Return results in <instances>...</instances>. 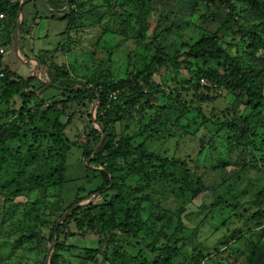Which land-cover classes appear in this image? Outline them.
Segmentation results:
<instances>
[{
  "label": "rangeland",
  "instance_id": "374dc122",
  "mask_svg": "<svg viewBox=\"0 0 264 264\" xmlns=\"http://www.w3.org/2000/svg\"><path fill=\"white\" fill-rule=\"evenodd\" d=\"M80 1L82 9L71 15L67 25L56 23L51 28L46 21L39 23L32 31V43L27 42L23 52L0 47L6 52L0 53V63L3 59L13 64L17 75L24 79L34 75L42 79L46 68L37 60L43 58L47 66L67 73L69 80L81 87L97 84L98 80L126 78L144 68L160 46L167 54L182 55L202 33L218 32L222 45L236 59L240 57L231 46L239 38L220 30L226 14L221 2L228 1L238 8L236 0H153V10L141 17L125 0L118 5L115 0ZM241 13L243 18L238 15V20L242 24L256 22ZM4 18L5 14L0 13V30ZM44 30L51 31L52 36ZM35 41L38 44H33ZM18 57L29 67L22 65ZM185 60L176 70L156 68L152 83L162 85V94L152 96L150 104L138 102L142 104L136 108L131 105L122 113L123 121L116 124L115 145L118 140L129 141L134 148L144 142L138 135L141 117L146 123L153 122L154 127L160 124L156 130L162 129L165 136L170 133L171 138L159 141L160 145L156 138L145 142L148 151L165 152L160 158L148 157L138 149L125 160L117 159L112 167L120 173L113 182L119 190L116 198L108 195L97 197L95 202L87 199L100 186V179L92 174V168L83 167L80 147L87 141L91 125L97 128L93 109L98 104L95 107L85 102L66 109L60 105L53 112L57 115L43 117L42 109L28 102L26 108L35 116L33 125L17 117L15 124L7 115L18 129V138L0 144V264H149L152 260L140 240L117 231L104 234L90 230L82 236L73 222L60 229L51 243V228L54 223L61 224L63 213L71 206L81 209L77 217L84 226L90 220L114 221L132 227L150 246L169 247L174 253L170 264H262L264 223L256 227L254 215L261 212L264 216V109L250 113L246 101L222 91L219 95L224 97L202 102L201 113H196L186 103L191 99L197 107L198 100L192 96L193 77L204 64ZM206 66L221 70L217 63ZM178 73L191 87L184 84L183 89L176 90L172 79ZM13 99L18 106V98ZM12 103L6 105L0 99V126L8 122L4 113L18 111ZM238 108L245 111L247 121L242 128H246V138L224 127L237 119L233 115ZM225 112L227 120L222 117ZM203 115L207 122L202 128ZM56 131L66 138L69 147L65 152L58 148L63 146ZM29 147L39 150L28 154ZM48 150L51 154L60 152V161L42 155ZM163 157L177 163L181 160L184 166L164 163ZM63 167L66 170L60 179ZM57 169L60 171L54 174ZM239 229L244 234L240 243H235Z\"/></svg>",
  "mask_w": 264,
  "mask_h": 264
},
{
  "label": "trees",
  "instance_id": "16d2710c",
  "mask_svg": "<svg viewBox=\"0 0 264 264\" xmlns=\"http://www.w3.org/2000/svg\"><path fill=\"white\" fill-rule=\"evenodd\" d=\"M125 1L130 3L132 7L138 11V17L148 15V12L153 10V0ZM236 1L239 4L238 8L228 1L221 2L226 9V14L220 26V30L224 29L223 31H227L230 35H235L239 38L235 44L231 45L240 56L237 59L236 56L231 55L222 45L221 39L217 34L218 32L212 34L202 33L199 37L197 36L198 38L187 47V52L182 55L178 53L167 54L165 48L160 46L155 48L156 50L154 49L153 57L144 68L129 74L126 78L117 81L98 80L97 84L91 85V83H85L81 87L75 85V82L72 80H69L70 78L67 73L55 70L53 67L51 68L52 65L47 66L43 58L37 60L42 68H46V72L44 76H42V79L36 75L29 76L26 79L19 77L15 70L1 59L0 73H3V78H0V99H3L6 105L12 101V106L18 108L16 113L12 111L11 113H4V115L5 117L9 115L10 119L12 118L15 120V124L17 117L18 121L22 122L26 119L29 124L33 125L35 116L26 108L28 102H33L35 107L41 108V116L44 117L50 114L54 116L57 115L58 113L53 112H56L60 105L66 109L70 105H79L85 102L94 106L98 101V106L95 109V124L97 128L93 124L91 125L90 129L86 132L87 141L80 147L82 158L84 157L83 167L85 170H90V168H92V174L100 179V186L89 193L87 199L91 198V200L95 202L97 197L103 198L109 195L116 198L119 190L117 186H114L113 182L115 178L120 176V173L112 169V167H115L113 165L116 164L117 159L120 158L125 160V158H129L128 156L131 151L135 152L138 149H140V152L148 154V157L158 156L160 158V154L161 156H165V152L159 154L152 153L147 150L145 142L151 143V141L153 142L156 138V140L158 139L157 144L160 145L159 141L164 140L165 142L166 139H171L168 137L170 133H167L165 136L164 134L166 133L161 131L162 129L160 131L156 130L160 124L154 127L153 122L146 123L145 120L143 121V117H141L138 122L140 126L142 125V128L140 129L139 127L138 135L144 138L142 140L144 142L134 148L131 147L132 144H130L129 141L124 142L118 140L117 145L114 144L116 138V124L124 119L122 113L127 112L131 105L135 104L136 108L138 105L142 104L138 102L150 104L149 101L152 96L155 95L156 97L158 94H162V85L160 86L152 83V72L156 71V68H163L164 66L167 68L168 66L176 70L178 68V63H186L185 58L204 64L197 70V73L193 77L195 85L193 87L194 91H191L193 94L192 96L196 97L198 100V102H195L197 103V107L196 109L194 108L195 104H193L194 102L191 99L186 103L196 113H201L203 104L213 102L217 97H224L219 95L222 91L224 93L227 91L230 92L238 101H246L250 113H254L255 111L253 110L256 109H264V0ZM115 2L117 5L121 4V0H115ZM37 4H40V9L37 8ZM119 7H121V5H119ZM19 8L21 9L23 21L17 29V39L15 41L14 33L19 20ZM81 9L82 1L80 0H69L68 4H66V0H21L20 3L19 0H0V13L5 14V18L1 22L3 25L0 30V47H3L6 51H14V44L16 43L18 51L25 50L27 48L26 43H32V31L39 23L42 21H50L54 26L56 23L62 24L66 22L67 25L73 18L71 15H76ZM67 10H69L68 14L63 16ZM241 12H243L248 19L252 18L256 20V22L252 23V21H250L248 24L246 22L242 24V22L238 20V15H241ZM153 40L155 42L156 37L153 36ZM25 54L27 55L26 52ZM207 63L220 64L221 70L212 69L209 66L204 68ZM189 72L191 73V71ZM179 77L180 73L175 75L172 79L176 90L183 89L185 86L184 84L190 86V83L182 82V77L181 79ZM201 79H205L208 82V86L201 85ZM25 88L30 89L28 93L24 92ZM186 88L188 87H185V89ZM147 89L149 90L147 91ZM51 92H56L57 94ZM110 94L115 95V100L109 99ZM44 95L49 96L45 97ZM14 97H17L19 100L18 106H16V99H13ZM234 105L235 102H233L231 109L234 108ZM142 106L140 108H142ZM234 112L235 115L238 113H241V115H233L234 118L237 119L230 123H226L224 127L229 128L231 131H236L239 133L240 137L246 138V128H242V123L247 121V119L243 117L245 111L238 108V110ZM261 112L262 111H260V113ZM226 113L227 112H225L224 115L222 114V117L225 118L224 120H227L226 117H228ZM215 117L216 121H220L218 116ZM7 121L8 122H5L7 123L6 125L0 126V144L3 142L5 143L7 140L18 138L16 136L18 129L14 127L13 121H9L8 117ZM206 122V117L203 115L200 127L203 128L202 125L206 124ZM67 125H69V123ZM218 125L222 128L221 123H218ZM58 126L60 127V124H58ZM57 133V140L63 146L58 148L65 152L69 145H67L68 143L63 132ZM103 134H105V140L101 144L95 157L89 160ZM168 142L169 141L166 143ZM73 144L75 143L71 142L70 145L75 146ZM37 150H39L37 147H33L32 149L29 147L27 153H36ZM49 150L46 154L42 152V155H48V158L52 156L59 162L60 152L51 154ZM4 151L6 152V150ZM29 151H31V153ZM163 158H165L162 160L164 163H169L170 161L176 168L179 164L181 167L184 166L181 160L177 163L168 159L169 157ZM105 163H107V167H104ZM65 170L66 167H63L61 171L57 169L53 173L55 174L57 171H60L59 178L62 179L61 176ZM118 170L122 172V169ZM256 207L259 208L257 205ZM80 211V208L74 209V206H71L63 213L64 215L68 212L61 224L54 223L50 230L49 241L51 243H54L60 229L69 227V224L73 222L79 235L84 236L90 230L104 234L117 231L125 237H130L133 240H140L143 248L150 253L152 260L149 261V264L171 263L174 253L169 247L159 248L153 245L150 246L146 241L140 239L132 227L114 221L103 222L102 219H98L93 223V221L90 220L87 225L84 226L77 217ZM254 216L257 218L255 226L260 228L264 223V216L261 212L258 214L256 213ZM250 230L251 229H247L246 232L250 233ZM238 232L240 233L235 243H240L241 237L244 234L240 229ZM52 255L53 252L50 255V259ZM262 264H264V258Z\"/></svg>",
  "mask_w": 264,
  "mask_h": 264
},
{
  "label": "water",
  "instance_id": "95a60500",
  "mask_svg": "<svg viewBox=\"0 0 264 264\" xmlns=\"http://www.w3.org/2000/svg\"><path fill=\"white\" fill-rule=\"evenodd\" d=\"M18 14H19V22H18V24H17V26H16L15 33H14V39H15V41H16V39H17V29H18V27L20 26V24H21V22H22L21 9H19ZM16 48H17V47H16V43H15V44H14V51H15V52H16ZM97 104H98V101L96 102L95 107L97 106ZM94 110H95V108L93 109V111H94ZM104 140H105V134L102 135V137H101V139H100L98 145L96 146V148H95V150H94V153H93L92 157L90 158V160H92V159L95 157V155L97 154V152H98V150H99V148H100V146H101V144L103 143ZM74 209H76V207H75ZM67 213H68V212H67ZM67 213H65L63 216H66ZM47 257H48V256H47Z\"/></svg>",
  "mask_w": 264,
  "mask_h": 264
},
{
  "label": "crops",
  "instance_id": "0c3cea01",
  "mask_svg": "<svg viewBox=\"0 0 264 264\" xmlns=\"http://www.w3.org/2000/svg\"><path fill=\"white\" fill-rule=\"evenodd\" d=\"M46 22H48V24L50 25V27L53 28V23H51L50 21H46ZM44 31H46V30H44ZM44 31H43V32H44ZM46 32H48V30H47ZM49 34L51 35V31H49ZM42 41H43V40H42ZM40 42H41V41H40ZM33 44H38V43H37V41H35ZM18 59L21 60L22 65L25 64V65L27 66V62L23 61V59H20L19 57H18ZM31 64H34V63H31ZM9 65H10L12 68L14 67L13 64H9ZM30 66H31V65H30ZM27 67H29V66H27ZM35 70H36V64H35Z\"/></svg>",
  "mask_w": 264,
  "mask_h": 264
},
{
  "label": "built area",
  "instance_id": "2783aa9c",
  "mask_svg": "<svg viewBox=\"0 0 264 264\" xmlns=\"http://www.w3.org/2000/svg\"><path fill=\"white\" fill-rule=\"evenodd\" d=\"M0 53L3 54V55L5 54V52L2 51V50L0 51ZM200 84L203 85V86H206V85L208 86V82L205 79H201L200 80ZM109 99L110 100H115V95L114 94H110L109 95Z\"/></svg>",
  "mask_w": 264,
  "mask_h": 264
},
{
  "label": "clouds",
  "instance_id": "9594fccd",
  "mask_svg": "<svg viewBox=\"0 0 264 264\" xmlns=\"http://www.w3.org/2000/svg\"><path fill=\"white\" fill-rule=\"evenodd\" d=\"M22 19H23V18H22ZM5 54H6V52H5ZM5 54H4V55H5ZM86 89H88V88H86Z\"/></svg>",
  "mask_w": 264,
  "mask_h": 264
}]
</instances>
